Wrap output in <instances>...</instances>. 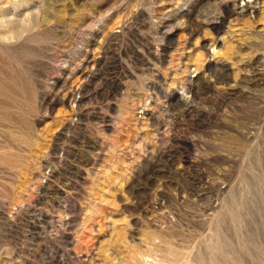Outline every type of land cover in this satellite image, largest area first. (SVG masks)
<instances>
[{
    "label": "rangeland",
    "instance_id": "1",
    "mask_svg": "<svg viewBox=\"0 0 264 264\" xmlns=\"http://www.w3.org/2000/svg\"><path fill=\"white\" fill-rule=\"evenodd\" d=\"M0 115V264H264V0H0Z\"/></svg>",
    "mask_w": 264,
    "mask_h": 264
},
{
    "label": "bare ground",
    "instance_id": "2",
    "mask_svg": "<svg viewBox=\"0 0 264 264\" xmlns=\"http://www.w3.org/2000/svg\"><path fill=\"white\" fill-rule=\"evenodd\" d=\"M28 2V1H27ZM2 83V82H1ZM10 93V92H9ZM14 102V101H13ZM1 116V115H0ZM24 121V120H23Z\"/></svg>",
    "mask_w": 264,
    "mask_h": 264
}]
</instances>
